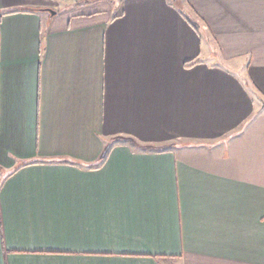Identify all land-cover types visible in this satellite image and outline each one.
I'll list each match as a JSON object with an SVG mask.
<instances>
[{
    "label": "crops",
    "instance_id": "obj_1",
    "mask_svg": "<svg viewBox=\"0 0 264 264\" xmlns=\"http://www.w3.org/2000/svg\"><path fill=\"white\" fill-rule=\"evenodd\" d=\"M0 264H264V0H0Z\"/></svg>",
    "mask_w": 264,
    "mask_h": 264
},
{
    "label": "trees",
    "instance_id": "obj_2",
    "mask_svg": "<svg viewBox=\"0 0 264 264\" xmlns=\"http://www.w3.org/2000/svg\"><path fill=\"white\" fill-rule=\"evenodd\" d=\"M28 11H36V10H33V9H29Z\"/></svg>",
    "mask_w": 264,
    "mask_h": 264
},
{
    "label": "water",
    "instance_id": "obj_3",
    "mask_svg": "<svg viewBox=\"0 0 264 264\" xmlns=\"http://www.w3.org/2000/svg\"><path fill=\"white\" fill-rule=\"evenodd\" d=\"M53 14V12H51Z\"/></svg>",
    "mask_w": 264,
    "mask_h": 264
}]
</instances>
